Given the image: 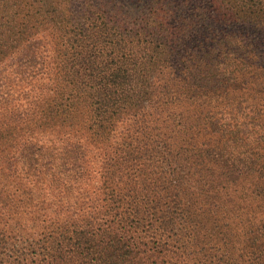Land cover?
I'll return each instance as SVG.
<instances>
[{"label":"trees","instance_id":"16d2710c","mask_svg":"<svg viewBox=\"0 0 264 264\" xmlns=\"http://www.w3.org/2000/svg\"><path fill=\"white\" fill-rule=\"evenodd\" d=\"M8 45L0 264H264V0H0Z\"/></svg>","mask_w":264,"mask_h":264},{"label":"rangeland","instance_id":"374dc122","mask_svg":"<svg viewBox=\"0 0 264 264\" xmlns=\"http://www.w3.org/2000/svg\"><path fill=\"white\" fill-rule=\"evenodd\" d=\"M24 5H25V2H23L20 6L21 7H24ZM110 20L116 21V19L114 17L112 19H110ZM110 24L111 23L109 21H107V26L106 27L108 28V30L110 28H112ZM115 24H117V23L115 22ZM117 25H119V24H117ZM47 31L50 32V29L48 28ZM55 39L57 40L56 46L59 47V48H61L63 46V44L61 43V41L59 40L58 37H55ZM12 43L15 44L14 41H12ZM0 50H2V52H0V64H2L3 61H5L7 59L8 55H10L13 52V48H9V45H8L6 48L0 47ZM76 112H79L80 115H84L83 113L85 112V109L84 108L77 109ZM252 164L258 165V164H260V162H255V163L253 162ZM249 182L252 183L253 185H255L256 187H263V189H264V178H262V179H255V178H253V180L252 179H249V181H247V184ZM252 195L254 197V200L248 199L250 201V203H248L244 199H242L241 201L236 200L238 204L241 203V202H244L245 204L243 205V207L252 209L254 211H255V208L254 207L257 208V211H255V213H257V214H255V216H254V212H249L248 211V214L252 215L254 218L251 219L250 217H247L248 221L246 223H247V225H251V226L245 227L246 229H249L250 227H251V229H253L254 227H256V226L264 223V211L262 213H260L259 206H256L259 202L264 203V195H256V193H252ZM259 198H261V199L259 200ZM261 209L264 210V206H262ZM215 215L216 214H215L214 210H213V212L209 213L208 215H202V216L205 217V222L201 218H200V220L203 221L204 225L206 224V226H204V228L202 230H198V228L195 226L196 224L194 225L195 220H193L189 224V227L190 228H186V231H191V235L190 236H191V238H193V240H197V239H200L202 237H203L202 239H204L205 234H206V231H207V227L212 228L211 231L216 230V228L213 227L215 221L217 220V218L216 219H213V217H215ZM197 217H196V219H197ZM242 218H243V215L240 214L238 216V219H237V220L240 221V223L237 224V226H236L238 229L241 228L244 225L241 222ZM219 230L222 231V229H219ZM226 230L227 229L225 228L224 231H226ZM35 236L36 235L34 234L33 237H35ZM21 238H22V236L18 234V231H16L14 233V235H12L11 237H9L7 239V241L4 242L5 245H3V247H0V248L2 250H5V251H7L8 249H10L12 247L13 248H19L20 246L23 245L21 243ZM240 239H241V243L243 242V244H238V243L236 244V243H234L233 244L234 246H232V247H231V244H228L227 245L228 251H231L232 254L238 253L240 251V248H241L242 245H247L248 244V242L246 241V238L245 237L240 238Z\"/></svg>","mask_w":264,"mask_h":264}]
</instances>
